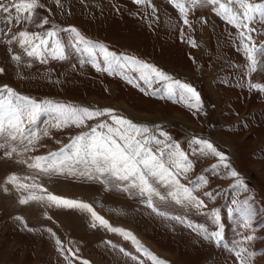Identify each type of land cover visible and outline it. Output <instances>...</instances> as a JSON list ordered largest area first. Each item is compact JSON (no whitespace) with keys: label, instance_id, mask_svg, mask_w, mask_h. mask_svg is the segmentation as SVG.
<instances>
[{"label":"rangeland","instance_id":"374dc122","mask_svg":"<svg viewBox=\"0 0 264 264\" xmlns=\"http://www.w3.org/2000/svg\"><path fill=\"white\" fill-rule=\"evenodd\" d=\"M184 2L188 24L171 0H145L143 4L134 0H39L40 7L28 21L18 20L14 9L0 11V68L4 70L0 88L7 85L38 103L112 109L115 115L148 127L149 135L161 141L150 144L153 151L176 144L187 155L193 167L178 179L195 188L193 194L206 205L177 204L167 195L168 187L155 184L166 199L153 197L154 206L169 216L184 218L186 223H181L158 215L135 189L120 190L118 181L110 180L106 186L85 176L46 174L30 168L35 157L59 152L72 138L90 133L100 123L112 124L111 117L103 115L81 126L69 123L57 128V113L44 112L32 126L39 139L27 151V141H9L17 149L10 156L7 149H0V264H153L130 239L101 225L87 210L56 207L46 199L20 202L33 193L45 197L51 193L91 205L109 225L132 233L167 264H239L235 251L241 246L255 253L251 264H264V92L250 88L252 83L264 85V63L249 71L240 30L217 15L216 6L200 3L192 7L188 0ZM3 3L8 6L11 0ZM251 26L257 29L251 33L256 46L264 49V24ZM73 28L92 45H103L116 54L121 67L112 75L97 71L88 54L72 46L76 43ZM22 31L40 36L56 31L67 58L47 57L41 63L29 57L19 42ZM95 51L105 67L99 47ZM133 61L191 85L199 93L198 107L187 106L196 103L195 98L169 99L164 91L166 81L153 77L146 84L140 78V65ZM196 140L213 143L227 159L221 163L206 154ZM164 151L167 160L172 150ZM231 170L237 171L246 190L237 185V178L230 177ZM12 175L29 187L8 183ZM243 201L253 212L250 228L244 227L236 212ZM189 222L208 232L222 230L221 244L205 240L199 228L187 226ZM248 236L254 239L247 240ZM121 248L131 255L126 256Z\"/></svg>","mask_w":264,"mask_h":264},{"label":"snow or ice","instance_id":"6c2138e0","mask_svg":"<svg viewBox=\"0 0 264 264\" xmlns=\"http://www.w3.org/2000/svg\"><path fill=\"white\" fill-rule=\"evenodd\" d=\"M134 2L143 4L145 0H134ZM171 2L184 17V23L188 24V8H186L184 0H179V2L178 0H171ZM200 3L216 6V14L240 30L243 50L249 61V71H256L258 64L264 63V49L256 46L251 33L257 31V29L251 25L256 23L264 24V0H260V2H257V0H188V4L192 7ZM38 7H40L39 0H11L8 6L3 3V0H0V11L10 12L11 9H14L17 14L16 18L21 21L30 20L35 14V9ZM43 23L47 24L48 21L44 20ZM70 31L75 34L76 40V43L72 46L77 52H86L97 71H106L109 75H112L116 69L121 67L120 58L116 54L108 51L103 45H92L75 28ZM19 37L20 45L25 49L27 55L40 59L41 63L46 62L47 57L56 60L67 58L64 45L56 38V31H49L44 36L22 31L19 33ZM50 41L53 43L50 44ZM192 43L193 47H195V42ZM78 44H84L85 47L81 49L77 46ZM96 47H99L100 52L103 54V64L105 67H101V62L98 60L95 51ZM12 58L16 61L20 60V56L18 55H13ZM133 62L140 65L142 69L140 78L146 84H151L153 77L166 81L168 83L164 91L169 99L179 97L182 101H188L195 98L196 103H188L187 106L190 108L198 107L200 103L199 93L191 85L182 83L179 80H173L170 76H167L152 65L142 64L139 61ZM3 71L0 68V73H3ZM128 82L133 83L132 80ZM250 88L264 92V85L258 83L250 84ZM141 90L143 91V89ZM49 111L57 113L59 117V123L55 125L57 128L66 126L69 123L81 126L85 124V121L103 115L110 116L112 124L100 123L97 127L91 128L90 133L72 138L71 142L62 147L59 152L50 153L48 156L35 157L34 162L29 164L30 168L37 169L46 174L67 173L85 176L88 179L97 180L106 186L110 180L118 181L120 183L117 184V188L126 192L129 189H135L138 195L146 197L147 206L158 215L181 223H186L184 218L169 216L168 213L159 211L154 206L153 197H158L162 201L166 199V196L162 195L154 186L155 184H162L168 187L170 190L167 195L171 196L177 204L191 205L196 208L206 206L202 200H199L193 194L195 188L186 187L178 179L180 174L187 173L193 167L187 155L180 150L179 145L165 144L164 148L158 152L153 151L150 144L154 142L155 145H160L161 141L149 135V128L137 125L122 116L115 115L112 109L91 110L86 107H75L52 101L38 103L29 97L16 93L11 87L5 85L0 88V141H3L0 142V149H7L6 154L10 156L17 149L8 143L9 141L20 143L27 141V145L24 148V151H27L28 146L34 144L39 139L38 133L32 126L37 123L42 113ZM47 134L48 132L45 130L44 135ZM160 135L167 137V134L164 132H160ZM195 143L201 145L202 151H205L206 154L218 157L221 163L227 159L223 153L217 150L213 143L207 140H196ZM169 148L172 151L167 154L168 159L165 160L166 153L164 149ZM77 166H82V169L78 170ZM223 166L230 168L228 164H224ZM229 175L230 177L237 178V185L246 190L243 180L238 178L239 174L237 171L231 170ZM18 180L19 178L15 175L8 177V183L18 188L29 187L28 185L19 184ZM201 180L203 183H207L203 177H201ZM44 191L46 192V189ZM207 195L211 196V193H207ZM45 199L56 207L87 210L101 225L107 227L110 231L123 235L125 239H130L136 246V250L146 255L153 264H167L166 261L159 259L144 248L132 233L109 225L108 221L99 216L92 206L87 203L67 199L51 193H48L46 197L33 193L20 202L27 203L28 200L41 201ZM236 212L240 214L244 227L250 228L253 212L247 206V201L241 202L237 206ZM215 218L219 222V212L215 214ZM17 219L21 218L18 217ZM93 226L95 227V224ZM187 226L199 228L205 240H215L217 245L221 244L223 240L222 230L208 232L202 226H193L190 222ZM29 231H32V229H29ZM246 239L252 240L254 237L248 236ZM56 243L58 245L61 244L59 239H57ZM120 251L124 252L126 256L131 255L123 248ZM235 255L239 264H251L255 253L241 246L235 251ZM131 258L138 260L136 256H131ZM83 264H89V262L83 261ZM140 264H143V262L140 261Z\"/></svg>","mask_w":264,"mask_h":264}]
</instances>
